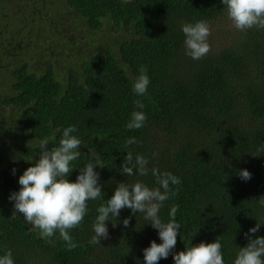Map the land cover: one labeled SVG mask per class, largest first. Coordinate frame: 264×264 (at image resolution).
Segmentation results:
<instances>
[{"label":"trees","instance_id":"1","mask_svg":"<svg viewBox=\"0 0 264 264\" xmlns=\"http://www.w3.org/2000/svg\"><path fill=\"white\" fill-rule=\"evenodd\" d=\"M199 20L210 28V51L194 60L182 25ZM142 65L150 83L137 96ZM133 111L147 117L140 129L126 127ZM73 125L83 144L68 179L89 162L106 166H95L103 198L88 201L69 251L58 233L54 243L42 238L9 197L38 159L39 141L58 145ZM131 137L138 143L125 148ZM128 150L148 158L147 176L120 171ZM153 167L180 178L159 211L167 222L177 206L180 235L158 264L217 238L225 264H234L250 228L259 222L255 236H264V29L237 30L222 0H0V256L11 250L14 264H144L143 250L162 241L143 213L124 208L106 222L107 239L89 240L96 209L119 183L158 186Z\"/></svg>","mask_w":264,"mask_h":264},{"label":"clouds","instance_id":"2","mask_svg":"<svg viewBox=\"0 0 264 264\" xmlns=\"http://www.w3.org/2000/svg\"><path fill=\"white\" fill-rule=\"evenodd\" d=\"M222 4L226 6L228 18L237 30L247 31L254 27L264 29V0H222ZM182 32L185 35L186 52L192 59L199 60L209 53L208 37L211 33L206 21L186 23L182 25ZM139 71L140 75L133 82L132 88L137 96H142L146 94L150 80L143 65ZM134 103L138 109L144 108L141 100ZM146 119L143 111H133L126 127L130 130L140 129ZM76 131L75 125L64 128L58 145L51 148L48 147L47 137L41 139L38 159L20 175V189L9 197L14 201V212L23 215L28 224L39 230L42 238L54 243L52 237L58 233L69 251L78 246L73 241L70 230L83 223L88 211V201L103 198V186L99 182V173L95 166H106L99 160L95 164L89 162L80 168L75 181L68 179L74 169L72 162L80 157V147L83 144L80 138L73 135ZM136 143V138L131 137L125 141V148ZM148 164V158L140 154L134 155L128 150L120 171L127 176L137 173L147 176ZM15 171L13 169V173ZM151 174L155 177L157 187H150L141 181L132 185L121 182L106 203L98 206L90 244H99L102 238L107 239L109 230L106 222L111 220L110 217L117 220L121 210L128 208L133 214L143 213L144 219L150 221L151 226L158 230L162 241L157 243L152 240L150 246L143 250L144 264H158L161 259H167L173 253L181 228L176 221L178 208L175 205L171 207L167 222L162 220L159 211L166 200L178 193L179 189L173 190L172 186L179 185L180 178L171 172L162 173L156 167L151 169ZM239 175L245 181L251 179V173L247 169L240 170ZM259 203L264 206V196L260 197ZM129 223L130 218L123 220L125 227ZM113 226H116L115 222ZM260 226L258 222L245 234L249 242L239 248L234 264H264V236H255ZM173 259L174 264H225L219 238L211 243L201 242L186 246V250L175 252ZM0 264H14L11 250L0 256Z\"/></svg>","mask_w":264,"mask_h":264},{"label":"rangeland","instance_id":"3","mask_svg":"<svg viewBox=\"0 0 264 264\" xmlns=\"http://www.w3.org/2000/svg\"><path fill=\"white\" fill-rule=\"evenodd\" d=\"M58 13V15L60 16V18H61V20H64V18H62V13H60V12H57ZM63 24L60 22L59 23V26H56L54 29L56 30V32L58 33V30H59V28H60V26H62ZM70 27V26H69Z\"/></svg>","mask_w":264,"mask_h":264},{"label":"flooded vegetation","instance_id":"4","mask_svg":"<svg viewBox=\"0 0 264 264\" xmlns=\"http://www.w3.org/2000/svg\"><path fill=\"white\" fill-rule=\"evenodd\" d=\"M39 1L41 2L42 0H39ZM54 9H56V7H55V6H54ZM54 9H53V10H54ZM57 12H58V11H57Z\"/></svg>","mask_w":264,"mask_h":264}]
</instances>
